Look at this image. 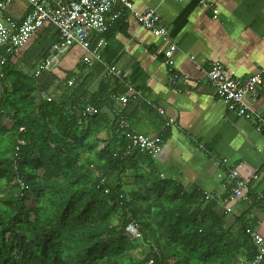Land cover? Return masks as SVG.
I'll return each mask as SVG.
<instances>
[{"label":"trees","instance_id":"obj_1","mask_svg":"<svg viewBox=\"0 0 264 264\" xmlns=\"http://www.w3.org/2000/svg\"><path fill=\"white\" fill-rule=\"evenodd\" d=\"M2 71L0 264H144L151 257L160 264L252 262L250 224L239 219L237 232L225 229L216 201L198 189L161 179L151 164L136 177L135 190L126 193L115 181L153 162L139 153L113 157L125 144L117 124L126 108L116 110L118 97L128 93L123 82L103 78L93 90L91 72H69L47 89V101L37 100L40 80L19 61L7 59ZM86 106L91 116L84 115ZM130 221L140 225L139 239L124 235Z\"/></svg>","mask_w":264,"mask_h":264},{"label":"crops","instance_id":"obj_2","mask_svg":"<svg viewBox=\"0 0 264 264\" xmlns=\"http://www.w3.org/2000/svg\"><path fill=\"white\" fill-rule=\"evenodd\" d=\"M129 1L138 12L155 10L167 36H153L133 18L114 21L105 34L99 62L85 65L81 61L84 52L70 47L51 72L42 76L44 85L40 84L48 89L69 72L75 76L91 72L90 86L95 90L106 68L115 66L123 75V84L132 90L128 103H117L116 110L126 108L124 118L131 128L150 136L158 134L162 140V151L151 158L152 163H139L136 170L114 177L123 191L135 190L136 177L151 164L161 179L222 199L225 192L217 176V159H226L229 164L242 162L257 173L248 192L255 201L248 197L226 204L219 199L214 211L223 218L225 229L237 232L241 226L238 220L243 219L264 238V134L256 130L252 118L229 112L205 76L212 61L220 62L239 78L264 69V0ZM5 15L21 20L29 15V8L24 0H17L6 7ZM54 31L52 26L44 27L22 49L19 60L29 71L51 53ZM170 45L175 47L170 52L175 78L163 63ZM259 93L264 99V74ZM153 106L160 107L173 123L164 127V117ZM103 112L109 119L113 117L107 108ZM100 137L106 140L108 135ZM197 144L202 147L197 148ZM129 164L135 166L133 161ZM243 263L240 259L232 264Z\"/></svg>","mask_w":264,"mask_h":264},{"label":"built area","instance_id":"obj_3","mask_svg":"<svg viewBox=\"0 0 264 264\" xmlns=\"http://www.w3.org/2000/svg\"><path fill=\"white\" fill-rule=\"evenodd\" d=\"M14 1L17 0H0V79L3 78L2 67L7 59L21 62L19 56L22 49L44 27L54 28V41L50 46L51 53L41 58L32 70V77L36 80H40L44 74L51 72L53 64L65 54L68 48L73 46L79 47L84 52L81 61L85 65L90 66L93 62H99L101 48L105 41L104 33L114 21H127L133 18L141 28L149 31L153 36L162 38L167 36L166 28L155 10L148 9L138 12L129 0H24L29 8V15L21 20L5 15L6 7ZM216 12L215 9L212 10L213 15ZM174 49L175 47L170 45L163 59L167 72L173 78L176 75L173 73L170 52ZM263 74L264 69H260L250 76L239 78L227 72L218 61L210 62L205 72L211 90L224 102L227 110L239 117L252 118L256 130L264 134V114L258 112L256 108L258 106L264 110V99L259 93L263 83ZM107 77L121 82L123 80V75L112 65L106 68L101 79ZM74 78L75 76L67 79L68 87L73 85ZM130 92L132 90L128 87V93L118 97L121 105L126 104ZM36 97L37 100H50L47 88L41 84ZM153 107L160 116L164 117V127L173 123L160 107ZM92 114V107L86 106L84 115L91 116ZM117 125L125 144L119 152L113 154V157L125 159L134 153H139L155 158L162 151V140L158 134L150 136L139 133L131 128L123 117L119 118ZM19 130L21 131L22 128ZM22 145L24 141L16 145L15 152ZM102 146L100 145L99 148ZM196 146L197 148L202 147L199 144ZM217 167L219 169L217 176L221 180L225 195L221 199L215 194L203 193L205 200L221 199L226 204L246 200L251 184L258 178L257 173L248 170L242 162L229 164L223 158L217 159ZM100 182H104L103 177ZM18 184L21 190L25 189L20 180ZM121 197L119 195V198ZM123 233L132 240L139 239L141 237L140 225L135 221H130L124 227ZM245 234L257 250L249 264H262L264 238L251 225L245 228ZM144 264L160 263H156L151 257Z\"/></svg>","mask_w":264,"mask_h":264},{"label":"rangeland","instance_id":"obj_4","mask_svg":"<svg viewBox=\"0 0 264 264\" xmlns=\"http://www.w3.org/2000/svg\"><path fill=\"white\" fill-rule=\"evenodd\" d=\"M25 68H26V66L25 65H23ZM43 78V77H42ZM40 79V83L41 84H43L44 85V83H42V82H44V79ZM3 121L5 122V123H8V121H6V119L4 120L3 119ZM32 197H31V200H30V204H34V195H31ZM156 223H157V225L159 224V221L156 219ZM141 255H143V254H141Z\"/></svg>","mask_w":264,"mask_h":264}]
</instances>
